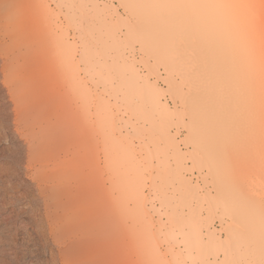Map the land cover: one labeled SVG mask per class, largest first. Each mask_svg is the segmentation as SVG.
<instances>
[{"label":"rangeland","instance_id":"rangeland-1","mask_svg":"<svg viewBox=\"0 0 264 264\" xmlns=\"http://www.w3.org/2000/svg\"><path fill=\"white\" fill-rule=\"evenodd\" d=\"M16 1L39 31V125L61 127L69 209L14 112L0 264H264V0Z\"/></svg>","mask_w":264,"mask_h":264},{"label":"bare ground","instance_id":"bare-ground-1","mask_svg":"<svg viewBox=\"0 0 264 264\" xmlns=\"http://www.w3.org/2000/svg\"><path fill=\"white\" fill-rule=\"evenodd\" d=\"M21 13L22 8L16 0H0V31L2 32L0 50L5 51L4 54L0 51V79L6 77L9 80L13 85L15 96V102L12 104L5 88L0 83V126L7 127L14 112L24 122L31 136L26 153L28 163L40 177L42 188L47 193V197L57 208L66 212L69 209V204L64 199V185L68 181V175L67 172L64 173L61 170L58 164L51 165L53 158L57 160L58 151L65 139H63L61 127H58L50 116L46 117L44 126L39 125L41 112L35 88L36 58L33 54V51L39 48L37 35L39 31L36 33L34 26H30L31 24L27 27V24L21 19ZM27 28L31 40H27L21 33ZM45 49L48 52V47ZM2 70H6L5 75ZM26 70L28 74L25 73ZM58 136L61 137V144L56 140ZM50 149H52V153ZM65 212H56L55 216L61 221H66L67 214ZM59 253L65 258L69 254L66 250ZM56 255H58L57 252ZM51 261L52 264H59L55 254Z\"/></svg>","mask_w":264,"mask_h":264}]
</instances>
